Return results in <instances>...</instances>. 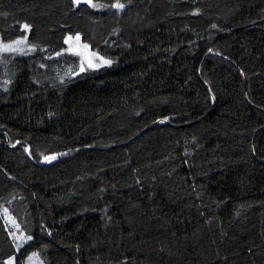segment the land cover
Masks as SVG:
<instances>
[{
	"label": "trees",
	"instance_id": "1",
	"mask_svg": "<svg viewBox=\"0 0 264 264\" xmlns=\"http://www.w3.org/2000/svg\"><path fill=\"white\" fill-rule=\"evenodd\" d=\"M92 2L0 0V264H264V0Z\"/></svg>",
	"mask_w": 264,
	"mask_h": 264
},
{
	"label": "rangeland",
	"instance_id": "2",
	"mask_svg": "<svg viewBox=\"0 0 264 264\" xmlns=\"http://www.w3.org/2000/svg\"><path fill=\"white\" fill-rule=\"evenodd\" d=\"M89 3V0H87ZM89 4H93L92 0ZM33 49L32 45L28 39V32L26 34L16 40L4 42L0 39V53L7 54H23L29 52ZM61 53H68L77 55L81 60L80 70L83 71L85 69H97L103 66H108L110 64V59L98 54L91 50L88 44H85L81 40V36L75 35L70 36L65 39V47L61 51ZM104 61H108L109 63H104ZM8 222L14 228V237L16 241V246L20 247L22 244L29 240V237L24 233H19L17 231V224L14 219L8 216ZM7 264H16L15 259L9 258L6 262ZM23 264H46L37 252L31 253Z\"/></svg>",
	"mask_w": 264,
	"mask_h": 264
},
{
	"label": "snow or ice",
	"instance_id": "3",
	"mask_svg": "<svg viewBox=\"0 0 264 264\" xmlns=\"http://www.w3.org/2000/svg\"><path fill=\"white\" fill-rule=\"evenodd\" d=\"M80 0H75V3L79 4ZM91 2V0H89V3ZM116 7H123V5H115ZM27 27V26H25ZM104 63H109L108 61H104Z\"/></svg>",
	"mask_w": 264,
	"mask_h": 264
}]
</instances>
